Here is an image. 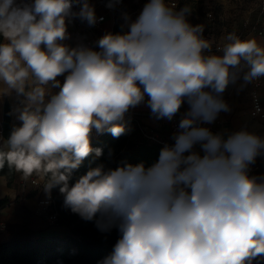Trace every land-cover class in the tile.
<instances>
[{"label": "clouds", "instance_id": "clouds-1", "mask_svg": "<svg viewBox=\"0 0 264 264\" xmlns=\"http://www.w3.org/2000/svg\"><path fill=\"white\" fill-rule=\"evenodd\" d=\"M175 7L148 0L135 20L123 14L128 31L106 32L94 50L66 43L68 20L103 21L90 0H0V98L15 93L20 121L0 150V169L38 177L49 199L58 189L83 221L117 230L98 264H264V174L249 167L264 138L245 129L225 138L201 126L231 110L223 99L230 84L264 78V46L233 31L212 53L204 26ZM185 102L175 143L156 163H99L71 183L86 158L103 155L94 132L125 135L126 115L142 104L172 121ZM254 102L253 115L261 111Z\"/></svg>", "mask_w": 264, "mask_h": 264}, {"label": "trees", "instance_id": "trees-1", "mask_svg": "<svg viewBox=\"0 0 264 264\" xmlns=\"http://www.w3.org/2000/svg\"><path fill=\"white\" fill-rule=\"evenodd\" d=\"M102 1L106 3V0ZM113 33H122L121 23L115 22ZM10 120L11 111L6 102L1 123V135L4 140L12 131ZM128 124L131 130L119 138L112 137L110 133L92 136L93 148H101L103 155L96 158L93 153L86 158L79 168L74 170L71 183L86 174L89 167L99 163L114 169L123 163L135 165L142 162L145 167H150L158 161L160 150L165 145L145 138L133 121ZM0 150L6 151L1 143ZM109 150L113 152L111 159L108 157ZM188 154L190 153H185ZM15 174L16 171L7 166L0 169V176H6L8 184L15 179ZM52 197L59 214L58 224L71 226L76 223L71 234L34 236L29 229L23 228L15 233L10 241L0 243V264H98L112 252L119 239L117 230L113 229L110 233L99 232L93 222L83 221L63 206V196L58 189L52 190ZM8 202V197L0 199V207Z\"/></svg>", "mask_w": 264, "mask_h": 264}, {"label": "crops", "instance_id": "crops-1", "mask_svg": "<svg viewBox=\"0 0 264 264\" xmlns=\"http://www.w3.org/2000/svg\"><path fill=\"white\" fill-rule=\"evenodd\" d=\"M90 3L93 5V0H90ZM95 9H97V7H95ZM102 11L103 10H95L96 15H99ZM115 22L116 17L111 15V13H108L105 21L102 23V30L105 33L112 32ZM260 29H264V27H261ZM254 31L255 30L247 32L243 31V33L240 32L237 35H239L241 38L255 37ZM255 32L257 35H259L258 31ZM0 41H2V37L0 38ZM259 41L262 45H264V42L261 41L260 35ZM210 42L218 45L220 40L217 42L211 40ZM77 44H83V42L81 40L75 39L71 46H76ZM212 53H217V51ZM58 79L63 82L64 77L61 76L58 77ZM229 88V92L226 94L224 100L229 105L231 110L228 112L222 111V117L219 120H217V118L215 122L209 124L211 127L210 130L213 133H222L226 138L227 135L233 132L245 129L264 138V121L253 119L249 114V90L251 88V83L245 84L241 78L235 84H230ZM52 91L56 92L58 89H53ZM258 93L262 103H264V86L258 88ZM241 95H243L246 100L243 99L240 101ZM6 102L10 104L13 102H19V100L15 93H13L11 96H4L3 98H0V129L3 120L4 105ZM187 110L188 105L185 102L182 105L178 115L182 116ZM141 121L149 131H154L160 134L161 137L166 139V141L174 145V133L170 131L168 120H156L152 116L144 115L141 117ZM19 124L20 121L17 119L16 114L12 112L10 120L11 128L13 129L14 126H18ZM5 141L6 140L3 139L0 133V143L7 150ZM193 151L202 154V150L199 145H195ZM260 155L256 157L254 163H258ZM18 174L19 173L16 172L15 179L11 182V184H8V179L6 176H0V199L4 197L9 198V202L0 207V222L6 223V228L0 230V243L10 241L13 238V235L23 228L29 229L34 236L69 235L72 232L71 226L61 224L50 225L46 222L43 216L35 214L34 209L37 201L42 198L46 199L44 192L42 194H31L23 201L16 200L17 196L20 194V189L17 183ZM250 174H264V165H257V168L250 172Z\"/></svg>", "mask_w": 264, "mask_h": 264}, {"label": "built area", "instance_id": "built-area-1", "mask_svg": "<svg viewBox=\"0 0 264 264\" xmlns=\"http://www.w3.org/2000/svg\"><path fill=\"white\" fill-rule=\"evenodd\" d=\"M94 7L101 8L103 11L97 15V17H103V21L98 22L95 26L89 27L86 22H82L78 18L70 19L67 21V30L70 33V39L67 40V44L70 46L72 45L73 41L76 39L81 40L83 42V45L93 48L94 50H98V46L96 44V41L100 37H102L105 32L102 30V23L105 21L106 16L108 13H111L114 17L118 15V9L117 7L114 9H109L106 7V3H104L102 0H93ZM259 12L262 14L264 13V0H260L258 4ZM131 14H128L130 17ZM211 16V14L209 15ZM258 34L261 37V41L264 42V29L257 30ZM113 33V30H112ZM217 51V45L212 43L211 52ZM246 70V69H245ZM239 80H237L238 82ZM264 86V78H261L260 80L251 82V88L249 90V96H250V105H249V114L253 119H257L260 121H264V103H262V100L258 93V88ZM254 96L258 97V104L261 109V111L258 114L253 115L255 111V102H254ZM147 99V98H146ZM19 105V102H13L9 104L11 113L13 112V109ZM151 116L150 109L146 106V104H142L132 110L126 115L125 119L128 123L133 121V123L138 127L142 135L147 138L148 140L152 142H157L162 145H169L172 146L173 144H170L166 139L161 137L160 134L149 131L146 126L141 121L142 116ZM222 117V112L219 113L218 119ZM181 116L177 114V116L169 122V128L172 133H176L178 131V124ZM203 127L211 128L209 124H203L201 125ZM129 127V124H128ZM219 132V131H217ZM1 133V129H0ZM95 132L93 133V136H96ZM2 136V135H1ZM264 165V153H262L258 159V163L251 164L250 172L254 171L257 168V165ZM17 183L20 189V194L17 196L16 200L23 201L27 197H29L31 194L34 193H43L42 185H40L42 182L38 179V177L33 176L29 180L25 181L21 178V175L18 174ZM46 196V195H45ZM46 199H40L37 201L34 212L37 215L43 216L46 220V222L50 225H56L58 224L57 218L59 216L58 211L55 207V203L52 197L49 199L47 196ZM6 228L5 222H0V230H3Z\"/></svg>", "mask_w": 264, "mask_h": 264}, {"label": "rangeland", "instance_id": "rangeland-1", "mask_svg": "<svg viewBox=\"0 0 264 264\" xmlns=\"http://www.w3.org/2000/svg\"><path fill=\"white\" fill-rule=\"evenodd\" d=\"M260 0H165L169 5L175 4V10L179 11L185 7L191 10L188 20L192 25H203V37L209 41H219L220 38L229 32L236 34L252 30H259L264 27V13L259 12ZM148 0H122L117 6L118 15L116 24H122V32L129 30L128 22L124 19V13L131 14L130 20H135ZM95 10H102L97 8ZM211 14V16H209ZM254 31L255 38L259 41V35ZM261 44V43H260ZM262 45V44H261ZM264 46V45H262ZM229 88V86H228ZM223 93V99L229 89ZM245 99L243 95L240 101ZM246 100V99H245ZM71 225V227H74ZM71 234V233H70Z\"/></svg>", "mask_w": 264, "mask_h": 264}]
</instances>
